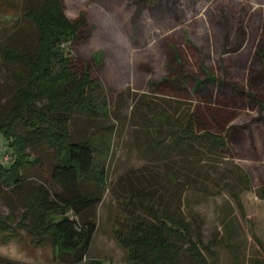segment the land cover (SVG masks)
<instances>
[{
  "label": "rangeland",
  "instance_id": "obj_1",
  "mask_svg": "<svg viewBox=\"0 0 264 264\" xmlns=\"http://www.w3.org/2000/svg\"><path fill=\"white\" fill-rule=\"evenodd\" d=\"M42 0H0V49L8 45L28 56L37 32L22 18L25 5ZM65 15L82 14L80 40L64 47L87 62L98 115L76 113L69 122L73 141L92 139L101 154L106 187L77 185L80 194L101 201L78 219L93 218L96 230L86 260L127 264L114 232L129 226V215L155 221L148 210L166 208L183 217L205 246L209 264H264V0H63ZM22 64H8L0 52V116L11 108ZM264 73V70H263ZM189 82L174 81L176 75ZM167 80L168 85L162 87ZM252 81V82H251ZM246 95H254L252 100ZM202 116L193 131L206 128L225 138L176 142L188 114ZM0 132V161H10ZM45 164L27 173L20 191L0 193V218L19 234L0 243V257L13 264H67L53 248L38 244L17 227L31 189L61 190L47 176L52 157L28 149ZM130 198L142 204L131 206ZM28 218V222H29ZM185 247V244H182ZM178 264H191L182 256Z\"/></svg>",
  "mask_w": 264,
  "mask_h": 264
},
{
  "label": "trees",
  "instance_id": "obj_2",
  "mask_svg": "<svg viewBox=\"0 0 264 264\" xmlns=\"http://www.w3.org/2000/svg\"><path fill=\"white\" fill-rule=\"evenodd\" d=\"M140 2L145 7H154L160 0ZM22 18L36 30L37 45L33 56L8 45L0 49L4 63L22 64L25 70L18 73L11 108L0 116V132L10 152L9 162L0 161V193L20 191L26 184V174L45 164L40 158L30 160L27 150L45 149L53 160L47 167L48 179L61 193L52 195L43 185L33 187L17 227L36 243L49 244L56 257L67 264H101V261L86 260L96 230L93 218L84 222L78 220L101 201V196L92 192L80 194L76 188L86 184L105 189L106 172L96 160L102 150L90 138L73 141L68 127L78 112L98 115L93 96L95 83L89 75V65L73 59L64 47L80 40L86 20L82 14L69 19L63 0H42L39 5H25ZM263 70L253 74L254 83L264 76ZM172 79L183 85L189 82L188 77L181 74ZM167 82L162 83L163 88ZM241 95L258 99L243 91ZM201 120L202 116L195 112L188 114L186 125L175 141L181 143L185 139L208 137L218 151L224 149L222 135L212 134L206 128L199 135L194 133V124ZM128 204L134 207L142 202L130 198ZM147 208L153 214L154 222L129 215V226L114 232L126 253L127 264H178L182 256H187L191 264H209L202 251L205 246L199 225L195 229V240H191V227L183 217L171 214L166 208L160 215L152 207ZM7 219L0 218L2 244L19 237ZM0 264L13 263L0 257Z\"/></svg>",
  "mask_w": 264,
  "mask_h": 264
},
{
  "label": "built area",
  "instance_id": "obj_3",
  "mask_svg": "<svg viewBox=\"0 0 264 264\" xmlns=\"http://www.w3.org/2000/svg\"><path fill=\"white\" fill-rule=\"evenodd\" d=\"M9 160H10V158H9ZM6 162H9V161H8V160H6ZM6 162H5V163H6Z\"/></svg>",
  "mask_w": 264,
  "mask_h": 264
}]
</instances>
